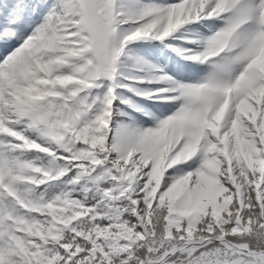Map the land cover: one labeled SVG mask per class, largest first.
Instances as JSON below:
<instances>
[{
  "label": "snow or ice",
  "instance_id": "6c2138e0",
  "mask_svg": "<svg viewBox=\"0 0 264 264\" xmlns=\"http://www.w3.org/2000/svg\"><path fill=\"white\" fill-rule=\"evenodd\" d=\"M0 264H264V0H0Z\"/></svg>",
  "mask_w": 264,
  "mask_h": 264
}]
</instances>
